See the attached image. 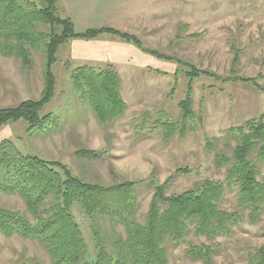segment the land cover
<instances>
[{
	"label": "trees",
	"instance_id": "1",
	"mask_svg": "<svg viewBox=\"0 0 264 264\" xmlns=\"http://www.w3.org/2000/svg\"><path fill=\"white\" fill-rule=\"evenodd\" d=\"M58 1L0 0V55L17 59L25 71L34 66V53L43 59L39 96L0 108V128L20 121L29 132L57 128L54 115L42 114L55 96L53 65L57 50L70 39H95L101 34H110L159 59L174 62V74L187 79L184 96L178 102L182 122L170 120L166 113L155 116V125L164 128L167 135L182 131L185 122L194 119L192 84L197 77L221 83H247L264 93L259 82L262 75H238L239 50L233 42L232 62L228 74L222 76L161 53L146 46L139 36L116 28L102 26L77 32L71 18L59 12ZM70 79L73 93L92 110L99 124L107 125L123 116L127 105L120 95L121 79L113 66L79 64L71 68ZM173 89L174 85L170 93ZM165 116L166 120L161 121ZM225 132L227 138L234 140V146L214 154L216 166L225 168L224 178L202 179L177 194H166V181L158 183L152 179L149 184L153 192L142 216L135 196L137 183L89 182L73 174L67 165L24 153L12 139L2 138L0 192L18 194L25 211L0 206V232L7 237L17 234L37 240L51 264H167L171 249L181 245L188 259L217 264V239L232 236L235 227L244 221L257 223L264 213V113L230 126ZM75 154L83 159L99 158L93 149L79 148ZM188 171L185 166L175 170ZM231 191L236 194L234 207L223 208ZM75 206L90 221L94 259L87 258L83 233L73 214ZM118 226L123 233L116 230ZM190 236L202 240L193 242ZM246 261L264 264V243L248 250Z\"/></svg>",
	"mask_w": 264,
	"mask_h": 264
},
{
	"label": "rangeland",
	"instance_id": "2",
	"mask_svg": "<svg viewBox=\"0 0 264 264\" xmlns=\"http://www.w3.org/2000/svg\"><path fill=\"white\" fill-rule=\"evenodd\" d=\"M91 1L95 0H59L58 10L66 15L67 8L77 9ZM197 1L194 7L185 3L181 9L179 0H160L157 3L159 21H153L155 29L150 31L146 20L141 39L161 53L222 76L228 74L232 62L233 42L239 50L238 75H262L259 82L264 87V0ZM120 3L127 5L133 0ZM76 21L80 22L77 16ZM71 41L57 50V62L53 65L55 96L42 113L54 115L57 128L29 132L27 125L20 121L1 128L0 140L10 138L24 153L59 161L89 182L137 183L135 196L140 216L148 208L152 179L158 183L166 181V194L180 193L205 178L222 180L225 168L216 166L214 154L234 146V140L225 136L226 129L264 113V93L253 85L221 83L200 76L192 84L194 119L186 121L182 131L167 135L164 128L155 125V116L166 113L170 120L182 122L178 102L184 96L187 79L182 74H174L175 63L163 61L158 65L160 72L147 70L136 72L134 77H120V95L127 107L123 116L101 125L92 110L72 91L70 72L76 65L68 67L63 63ZM33 55L34 66L30 71L23 70L17 59L0 55V106H13L39 96L43 59L39 53ZM166 118L161 117V121ZM79 148L93 149L99 158H79L75 154ZM184 166L189 169L187 173L175 172ZM261 174L264 175V168ZM235 198V191L229 192L223 208L233 209ZM0 206L25 211L18 194L0 192ZM73 214L83 233L87 258L94 259L90 221L77 206ZM116 230L123 233L121 226ZM189 240L199 242L202 238L190 236ZM217 241L220 242L219 251L214 255L217 264H247L246 252L264 243V213L257 223L244 221L235 227L232 236ZM183 248L184 245L171 249L167 264H199L188 259ZM34 261L51 264L37 240L17 234L7 237L0 232V264Z\"/></svg>",
	"mask_w": 264,
	"mask_h": 264
},
{
	"label": "crops",
	"instance_id": "3",
	"mask_svg": "<svg viewBox=\"0 0 264 264\" xmlns=\"http://www.w3.org/2000/svg\"><path fill=\"white\" fill-rule=\"evenodd\" d=\"M122 1L126 0H95L87 6L77 9L69 7L65 13L73 21L74 29L77 32L88 28L107 26L135 34L141 38L142 31H145L147 24H149L148 30L155 29L152 23L155 20L159 21L160 8L157 3L160 0H133V3L127 5L120 3ZM146 1L149 3L148 6H146ZM185 3L194 7L198 1L179 0V7L182 9ZM76 16L80 22L76 21ZM146 20L148 21L147 24L145 23ZM70 40L72 41L69 43L63 58V63L68 67L79 64H90L95 67L111 65L123 78L134 77L136 72L161 70L158 65L166 61L110 34H101L95 39L74 38ZM142 42L144 43L143 40ZM145 45L147 46V44ZM2 107L5 106H0V108Z\"/></svg>",
	"mask_w": 264,
	"mask_h": 264
}]
</instances>
